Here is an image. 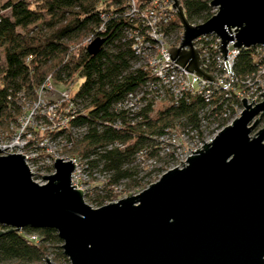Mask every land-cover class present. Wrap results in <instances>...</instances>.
<instances>
[{"label": "water", "instance_id": "water-1", "mask_svg": "<svg viewBox=\"0 0 264 264\" xmlns=\"http://www.w3.org/2000/svg\"><path fill=\"white\" fill-rule=\"evenodd\" d=\"M208 3L215 12L193 24L180 0H172L181 35L168 54L185 70L214 80L200 66L193 40L215 33L222 58L229 42L264 46V0ZM102 42L93 38L87 52L96 53ZM260 93L253 105L242 97L239 115L180 166L97 207L71 184L70 159L55 157L54 171L37 183L24 155H0V225L54 228L68 264H264V128L254 131L264 117V89ZM27 264L55 263L44 256L43 263Z\"/></svg>", "mask_w": 264, "mask_h": 264}, {"label": "trees", "instance_id": "trees-1", "mask_svg": "<svg viewBox=\"0 0 264 264\" xmlns=\"http://www.w3.org/2000/svg\"><path fill=\"white\" fill-rule=\"evenodd\" d=\"M208 1L180 0L186 19L193 24L205 21L213 13ZM117 3L119 0H6L1 5L0 10L9 11L0 12V124L14 120L21 113L18 94L29 93L47 73L60 83H68L74 75H79L83 80L73 93L77 110L81 111L70 122L83 129L73 137L66 134L70 148L88 166L101 165L107 171L110 184L125 179L126 188L130 189L140 185L133 170L126 166L135 153L144 150L149 155L157 154L161 146L159 136L166 130L186 129L201 135L203 121L208 125L217 120L223 125L215 111L229 99L215 87L209 105L201 96L189 94L176 105L164 103L153 109L148 104L140 112V119L133 123L113 110L112 103L139 86L146 77L143 69L132 67L135 56L122 33L126 19ZM109 9L118 11V15L103 20L100 13ZM34 23L38 28L30 29L29 25ZM101 23L104 29L99 34L103 42L96 53H88L86 43H71ZM180 27L174 20L169 29L180 32ZM253 48H239L235 55L233 70L237 88H242L245 78L257 69ZM231 99H234L233 92ZM117 118L121 120L118 128L104 124ZM59 133L63 131L51 132V135ZM110 197L111 193H106L98 200L99 204ZM0 228L4 230L0 235V264L41 263L49 253L57 260L67 261L54 228L25 226L13 230L1 225Z\"/></svg>", "mask_w": 264, "mask_h": 264}, {"label": "built area", "instance_id": "built-area-1", "mask_svg": "<svg viewBox=\"0 0 264 264\" xmlns=\"http://www.w3.org/2000/svg\"><path fill=\"white\" fill-rule=\"evenodd\" d=\"M117 4H119L118 9H121L122 15L126 19L122 33L135 56L132 67L143 69L146 72V77L139 86L126 92L123 97L113 102L111 105L113 110L122 113L128 122L133 123L140 119L142 109L148 104L153 106L157 101L176 105L191 94L201 96L209 105L212 99V90L215 87L220 89L230 101L227 102L229 104L224 103L215 111L218 112L219 119L224 122L221 126L217 120L208 125L203 121L201 135L185 129L178 132L166 130L159 136L161 146H159L158 152L178 158L174 166H180L182 162H185L191 150L194 151L203 142L211 140L221 127L239 115L242 110V97L251 105L262 99L260 92L264 86L257 90V87H252L250 91L245 86L247 83H251L254 75L264 73V62L262 61L264 59V46H254L253 56L257 63V69L252 75L245 78L242 88H237L234 84L236 76L233 70V62L239 48L232 46V43L229 42L226 46L225 58H222L221 52L218 50L219 47H217L219 46V37L215 33L210 32L196 37L193 40V45L197 48L201 60L200 66L214 78V80L205 79L194 72L185 70L169 57V48L179 42V40L175 42L171 38L172 33L169 29L172 22L177 20L172 0H119ZM113 9L101 12L100 17L105 20L108 16H117L118 11ZM213 10L214 13L216 9ZM103 29L104 25L101 23L90 31L86 37V45L93 38L101 37L99 31ZM180 35L181 29L179 39ZM55 83L56 81L51 74L46 75L43 81L35 87L34 91L39 95L33 101V106L31 105L26 115L22 116L20 113L15 116L14 120H7L4 128L0 126V149L6 147L0 151V155L7 153L24 155V161L29 171L32 172L31 178L34 181L40 180L41 175H48L54 171V155L48 151L50 140L63 138L65 146L70 147L71 142L67 141L66 134L70 133L73 137L76 132L83 129L73 126L70 122L78 111H81L77 110L74 93L69 88L56 91ZM43 91L55 92L43 95ZM232 92L234 99H231ZM248 92L255 96L249 98ZM104 124L118 128L121 126V120L117 118L113 122L104 121ZM7 125L10 128L17 125V129L11 134L9 133L10 136L7 134L9 132ZM36 130L39 132L38 136L35 135ZM60 130L63 133L51 135V132L57 133ZM112 145L122 147L119 143ZM184 147H186L185 150ZM137 153H144V150ZM62 155H60L62 159H70L74 163V170L70 176L71 184H75L74 187L84 191L83 182L78 176L80 158L75 155L66 157ZM36 182L39 183V181ZM88 189L86 176V191ZM106 202L107 200H104L102 204Z\"/></svg>", "mask_w": 264, "mask_h": 264}, {"label": "rangeland", "instance_id": "rangeland-1", "mask_svg": "<svg viewBox=\"0 0 264 264\" xmlns=\"http://www.w3.org/2000/svg\"><path fill=\"white\" fill-rule=\"evenodd\" d=\"M5 1L6 0H0V7ZM213 9H215V8L212 7V12L214 11ZM8 11H9L8 9L0 10V12L2 14H7ZM29 27H30V29L32 28L34 30L36 28H38L36 23L29 25ZM89 33H90V31L77 36L75 39H73L71 41V43L75 44V45L84 44L86 41V37L88 36ZM171 33H172L171 38L175 42H177L176 38L179 35V29L176 30L175 32H171ZM48 74H50V73H47V75ZM82 80H83V78L81 76L74 75V77L68 83H60V82L56 81V83L54 84V88L56 91L63 90L65 88H69L72 92H74L78 89ZM251 80H252L251 83H247V85L245 86L248 88L247 90L250 91L252 87H257L256 90L259 88H262L264 86V73H260V75L256 74V76L254 75ZM253 80H255V82H253ZM34 90H35V88H33L31 91H29V93H26L23 91L20 94L19 98L17 99V105L20 106L22 116L26 115V113L29 111V108L31 107V105L33 106V104H32L33 101H35L37 96L39 95V93L35 92ZM53 92H55V91H52L51 93L48 91H43L42 93H43V95H47V94H52ZM247 94H248L247 96L249 98H252L255 96L253 93H250V92H248ZM164 103H166V102L165 101H157L153 105V109H156L158 106L164 105ZM0 126L2 128H4L5 123H3V125L0 124ZM7 126H9V125H7ZM262 127L264 128V117L259 121V123H258V125L254 131H256L258 128H262ZM16 129H17V125H15L12 128H10V126H9V129H8L9 132L7 133L8 136H10V134L12 132H14ZM81 132H82V130L80 132H76L75 135H79ZM186 134H189V133H186ZM35 135H37V136L39 135V132H37V130L35 131ZM50 141H51V143L48 146V148H49L48 151H49V153L54 155V158L60 157V155H62V154H63L62 155L63 157L75 155L72 152V148L65 146L63 138H60V139L55 138V139H52ZM185 148L186 147H184L183 149L185 150ZM177 160H178V158H175V157H172L169 155H164V153L161 154L159 152H157V154H153V155L152 154L149 155L146 153H135L133 160L130 161L126 166L133 170L134 176L140 180V185H137V186H134V187H131L130 189H128L125 186V181H126L125 179L120 180L116 184H110L107 180L108 179L107 171L105 169H102L101 165L96 166V167H92V166L87 165V167H86L85 161L79 159L78 176H79L81 182H83V188H84L83 199L86 203H88L92 207H97L100 205L98 200L103 199L102 197H104V195L106 193L110 192L111 197H112V198L110 197V200H107V202L115 201L118 198L123 197L126 194V192L135 193L138 190H141L142 188L149 185L151 182L155 181L164 169L167 170L168 168L173 167L177 163ZM86 176H87V186L89 187V189L87 191H86ZM36 181H39V183H44L45 179L40 178V180H36ZM104 200H106V198ZM47 257L51 261H53L55 264H68L69 263L68 259H67V261L64 259H59V260L55 259L52 255V253H49L47 255ZM43 262H44V260L41 263H43ZM2 264H19V263L14 262V261H8V262L2 263Z\"/></svg>", "mask_w": 264, "mask_h": 264}]
</instances>
